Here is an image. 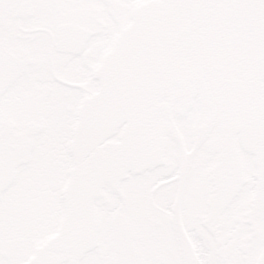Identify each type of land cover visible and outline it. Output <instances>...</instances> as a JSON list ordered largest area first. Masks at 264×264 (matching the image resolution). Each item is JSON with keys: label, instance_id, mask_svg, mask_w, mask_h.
<instances>
[{"label": "snow or ice", "instance_id": "obj_1", "mask_svg": "<svg viewBox=\"0 0 264 264\" xmlns=\"http://www.w3.org/2000/svg\"><path fill=\"white\" fill-rule=\"evenodd\" d=\"M0 264H264V0H0Z\"/></svg>", "mask_w": 264, "mask_h": 264}]
</instances>
